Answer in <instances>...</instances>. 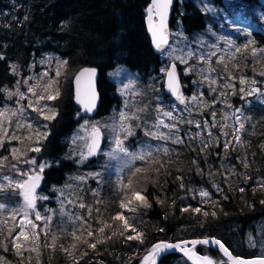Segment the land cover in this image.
Returning a JSON list of instances; mask_svg holds the SVG:
<instances>
[{"label": "trees", "instance_id": "16d2710c", "mask_svg": "<svg viewBox=\"0 0 264 264\" xmlns=\"http://www.w3.org/2000/svg\"><path fill=\"white\" fill-rule=\"evenodd\" d=\"M196 1L175 2L171 29L176 22L181 32L191 37L206 27L207 15ZM213 1L221 4V0ZM238 1L248 10L264 12V0ZM149 4L150 0H0V57H3L0 59V108L17 98L15 95L9 97L8 92L21 89L24 93L32 94L28 91L30 84L38 85L43 72H49L46 65L51 59L67 61L58 82L60 96L50 101L56 116L51 120L43 119V124L47 125H43V132L48 135L39 139L41 151L28 150L36 144L34 139V142H27L25 152L21 154V161L35 159L37 164L46 165L41 173L43 185L40 192L54 195L51 191L53 188L68 185L69 178L84 169L68 151V137L83 116L91 117L80 114L73 103L72 78L78 69L90 66L98 70L100 101L94 117L106 116L118 105L117 86L113 80L115 70L124 68L137 75L142 83L157 76L163 81L164 75L160 69L165 66L164 61L153 52L145 28ZM252 35L255 46L264 48L262 35L257 30ZM175 63L181 71V65ZM180 75L186 104L179 106L188 107L193 117L196 111L199 116L210 115L207 112L218 115L219 110H214L215 106H219L214 105L218 101L226 104L225 112L230 114L232 107L227 101L229 99L233 105L236 101L231 91L215 96L218 90H213L208 80H200V84L205 81L201 91L203 101L209 105L200 109V104L187 103L190 95L197 94L190 89V78L194 80L199 76ZM208 90L213 95H210V91L208 94ZM159 91L165 99L170 98L164 94L163 88ZM245 113L253 121L247 122L243 145L231 146L225 151L223 140L216 137L219 130H214L211 137H203L198 135L196 129L189 127L188 132L193 135L186 137L184 130L180 131L183 143L172 145L167 155L154 153L159 163L149 165L137 160L131 170L135 167L148 169L141 178L142 195L146 197L147 206L140 201L132 203L130 208H135V211H130L132 217L119 207L122 193L114 183L113 186L97 190L95 195L88 194L96 197L94 207L97 206V214L101 215L88 221L94 235H84L82 245L78 243L73 248L76 240L65 229H60L54 248L45 246L47 239H40L35 256L21 257L12 247L8 232L3 231L0 232V257L6 261L5 264H139L152 244L158 241L209 237L220 240L236 256H257V250L246 249L244 242L246 235L256 233L258 226L264 230V187H261L264 182V108L251 107L245 109ZM205 143L208 144L207 148L203 147ZM4 157L8 159L0 166V174L16 176L13 165L22 170H29L31 166L18 163L12 158V153L0 152V160ZM98 158L90 157L86 164L91 166ZM125 172L129 174L130 169ZM215 183L219 189L212 187ZM200 188L209 191V199L193 197ZM8 196L7 192L0 191V201ZM18 196L17 199L22 200V196ZM184 208L189 211H183ZM195 208H200L201 212L193 211ZM121 211L126 218H131L130 224L144 233L143 243L127 240L126 236L134 233L130 229L125 231L123 221L112 220ZM205 212L207 216L203 214ZM100 227L105 228L103 233L97 231ZM113 232L116 234L113 235ZM90 243H96L95 249L88 246ZM203 246L197 245L196 251L203 253ZM205 249L212 256L219 255L216 249L207 245ZM178 261L188 264L177 253L164 255L159 264Z\"/></svg>", "mask_w": 264, "mask_h": 264}, {"label": "rangeland", "instance_id": "374dc122", "mask_svg": "<svg viewBox=\"0 0 264 264\" xmlns=\"http://www.w3.org/2000/svg\"><path fill=\"white\" fill-rule=\"evenodd\" d=\"M182 1L184 0H176L177 3H181ZM196 2L207 15L206 27L202 31L188 37L181 32L179 24L175 22V27L172 29L170 27L168 46L159 54L160 59L164 61L165 65L162 67V70L160 69V73L164 75V70L168 63L174 61L181 65L182 69L180 74H182L183 77L197 74L199 76L198 78L194 80L190 78L189 81L191 84L190 89L193 93L195 91L197 92V94H194L197 97L203 94L201 89L205 84V81L200 84V80H208L207 82H209V80H214L215 83L212 84V89L216 88L215 90H218L215 96L217 94L222 96V93L225 94L231 91L230 93L233 94L236 100L234 105L229 99L227 101V104L232 107L229 111L230 114H226V104L223 101H218L219 104H216V102L214 103V105H219L218 107H214V110L216 108L219 110V114L215 115V117L212 116L213 112H207L210 114L208 116L204 114L199 116L197 111L193 117L188 107L179 106L172 101V99H165L162 97L159 90L162 88L160 83L163 81L160 80L159 76L142 83L137 75L124 68L115 70L113 80L117 86L118 105L112 108L110 112L103 117L88 118L83 116L76 129L68 137L69 154L77 160L78 164L83 165L82 167L84 169L71 176L68 185L60 188H53L51 191L54 195L52 196L44 192H37L39 196L47 197V199H37L36 211H39L42 216L52 217L48 229L46 230L49 234V238H46L45 230H43L44 221L35 220V213L30 211L29 219L33 220V222L38 225L35 231L38 233L39 238L37 240L29 239L28 241L21 238L18 243L23 245L20 250L23 256L27 258L35 256L38 252L37 247L41 243L40 239H47L48 243H51L50 236L56 235L58 237V231L60 229H65L69 233L77 231V236H79L80 239L76 240V246L78 243L82 245V239L83 236L87 234V230H83V234L81 235V231L78 230L80 228V221L76 220L75 217H84L88 222L92 220L94 216L101 215L100 213L97 214V206L94 207L96 204V197H90L88 194L91 193L94 195L97 190L113 186L114 183L117 185L116 188L119 189L120 181L123 180L127 183L129 178V174H125L127 169L121 171L122 161L112 158L109 155L116 147L115 139L117 137L123 140L124 146L129 152H139L145 145H151L153 149L156 147L161 149V151L155 153H163L162 149L164 147H167L170 151L171 146L174 145L171 141L158 140L145 135L146 132L157 131V129L153 127L157 116L161 115L156 111L157 108H162L165 111H172L173 114L181 120L178 127L180 131L184 130L183 134L186 137L193 135L188 132L189 127L196 129L197 133L203 137L209 136V132L213 134L214 130H216V132L219 130V134L216 137L221 138L224 144L225 141H228L229 147L244 144L243 133L246 129L247 122L251 123L253 121L251 117H247L245 109L247 110L251 107L264 108V74H262L264 73V48L255 46L256 42L252 35V32L257 30L264 38V12L256 9L248 10L247 6L243 5L238 0H221V4H217V2L213 0H197ZM229 40L232 41V47H229L227 43ZM236 47L240 48L239 52L236 51ZM253 51H255V55H253ZM189 52L192 53L191 56L188 55ZM181 57H183V61ZM202 57L203 59H201ZM47 59H49V57H47ZM221 60L222 62H219ZM57 62L56 59H51L49 65H46L49 72H43L47 73V76L43 75L39 80V86L35 89L37 93L41 92L44 83L50 79L56 80L57 84L55 86L58 87L60 76H56ZM62 69L63 66L60 68V73ZM210 74L213 75L211 76ZM229 76H231L232 79H229ZM205 77L208 79H205ZM163 78L164 76L162 80ZM241 78L246 81L243 85L239 82ZM253 80L256 81L255 84L251 83ZM225 84L233 85V87L226 88L224 87ZM30 86L32 85L30 84ZM220 88L221 91H219ZM241 88L245 89L244 93L240 92ZM252 88H256L258 91L248 95L247 93L250 92ZM211 90H208L207 93L209 94L210 91V95H213ZM19 92L23 93L27 98L20 99L19 96L15 95V97H17L16 99H12L11 103H6L0 108V111L5 108L11 111H17L23 108V111H17V115L12 116L10 123L6 125L8 128V136L5 137L3 146L0 147V152L5 154L6 152L7 154L11 153L13 147L20 149L21 154L25 152L24 150L29 140L24 138L29 135V132L23 127L17 130L15 127L17 123H32L34 129L39 127V130L43 132V118L28 107L29 100L35 101L36 97L32 94L29 95L28 93H24L21 89H19ZM194 95H190V97L187 98V103H191V105L198 104L199 106V104H201L199 99L197 101L191 100V97ZM41 104L50 107V101H41ZM121 112L129 115L134 114L139 117V119H128L124 121L125 127L131 125L133 131L132 135H127L126 132L120 130ZM161 118L165 119L166 123H173V121H168L166 118L162 117V115ZM188 120L193 121V123H187ZM85 121H87V124ZM205 121L208 122L207 127L204 126ZM196 122L201 124V128L198 129L196 127ZM241 123L244 125L242 129L240 128ZM213 124H215V127L212 126ZM93 125L101 130L103 143L97 154L99 158L90 166L86 164L90 158L87 144H89L90 141ZM160 131L164 133L168 132L165 128H161ZM180 131L177 133L179 136ZM13 133L21 137L23 143H21L20 140L9 139ZM224 133H227V135H224ZM234 134L239 137V142L234 138ZM34 139H36V137L33 134L31 141L34 142ZM82 153L84 154L83 157L81 155ZM118 155L122 156V154ZM38 165L40 164L36 163V166L31 165L29 170L35 167L38 172ZM29 170L24 169L23 171L27 172ZM1 171L2 170H0V172ZM96 173H100V175L96 176ZM2 175L3 176L0 177V185L8 184V181L4 179V177H11L13 180L17 181L26 178L19 175L14 176L10 173ZM143 175H145V173H137L135 177H132L134 181L132 187L140 189L143 187L141 181ZM90 181L92 183H90ZM86 183L89 185L84 186ZM216 184L217 183L213 184L212 187L214 189H219V185ZM200 190H205L209 193L206 188H200L193 197L205 200L210 198V193L208 198H202L199 195ZM0 191L3 193L7 192L9 195L7 199L0 201V203L5 204V208L0 210V232L4 233L3 231H7L8 237V230L13 227L15 228L8 239L17 253V250L13 246V239L20 231V227L17 225L19 221L23 219V216L18 212L15 221H13L11 219V212L13 209L23 207V198L22 200L17 199L19 197L18 189L12 190L8 188L7 190ZM124 191L130 196L129 188H126ZM122 198L123 194L121 196V199ZM69 201H72V203H69ZM134 202H136V200L132 201V203ZM80 203H84L87 207L83 209L80 208ZM132 203L128 205V208H130ZM89 207L93 209L91 216L88 214ZM122 211L126 215L132 217L128 209H122ZM122 211L120 213H122ZM257 228L256 233L253 234L249 232L246 235L244 244L247 246L246 249L257 250V256H264V230H262L260 226ZM26 229L31 231L30 226L26 225ZM91 229L93 230L92 225ZM1 237L4 239L3 236ZM4 244H7V242H4ZM31 247H36V250L28 251L27 249ZM203 247V253L197 252L196 247L195 251L200 255H206L213 259L214 264H221V262L226 264V259L223 258L220 253L219 255L212 256L206 251V245ZM5 263L6 261L0 257V264ZM174 264L186 263L178 261Z\"/></svg>", "mask_w": 264, "mask_h": 264}, {"label": "snow or ice", "instance_id": "6c2138e0", "mask_svg": "<svg viewBox=\"0 0 264 264\" xmlns=\"http://www.w3.org/2000/svg\"><path fill=\"white\" fill-rule=\"evenodd\" d=\"M173 0H151V3L146 8L147 13V26L148 30L151 33L153 43L155 47L158 50L163 51V46L167 44L168 42V32H167V19L169 15V10L172 5ZM229 47H232V41H227ZM236 51L239 52L240 48L236 47ZM189 56L192 55L191 52L188 53ZM214 55V53H213ZM253 55H255V51H253ZM0 59H3V57H0ZM203 59V57L201 58ZM181 60L183 61V57H181ZM219 62H222L219 61ZM67 64V61H58L57 62V71L56 76H60V68ZM13 71L15 72V66H12ZM167 75V86L169 91L176 97V99L181 103H185V97L180 92L179 82L177 80L176 76V67L175 64L171 66L170 69L164 70ZM264 74V73H262ZM45 76H47V73H44ZM96 75L95 69H83L75 78L76 81V101L79 103L85 112L91 113L93 109L96 106V100H97V93L95 89L94 84V77ZM31 79V78H29ZM205 79H208L205 77ZM229 79H232L231 76H229ZM240 84L243 85L246 83L245 79H240ZM27 83V81H25ZM214 80H209V84H214ZM252 84H255L256 81H251ZM57 84V81L54 79H50L46 81L41 89V92H36V87L39 85L30 86L28 88V91L32 93L34 97H36L35 101L29 100L28 107L32 109V111L37 112L40 117H42L44 120H51L54 119L56 116V112L53 108L49 107L48 105L41 104V101H52L57 99L60 96V90L55 85ZM224 87H233V85L225 84ZM214 90V89H213ZM258 90L256 88H252L250 92H248V95H251L252 93L257 92ZM240 92L244 93L245 89L241 88ZM9 97L16 95L19 96L20 99H26L27 97L19 92L17 89L16 92H8ZM223 95V93H222ZM201 101L200 106L202 108L208 107V103L206 101H203V94H201L200 97L192 96V101ZM18 112H22L23 108L18 109ZM17 111H11L10 109L5 108L4 110L0 111V147L4 144V139L6 136H8V128L7 124L10 123L11 117L17 115ZM156 111L162 115V117L166 118L168 121H173V123H166L165 119L161 118V115H158L153 127L157 129V131H150L146 132L145 135H148L154 139L158 140H164V141H171L173 144H181L183 143V140L180 138L177 133L180 131L178 124L181 122V120L173 114L172 111H165L162 108H157ZM216 113L213 112L212 116L215 117ZM128 119H139L138 116H135L134 114L129 115L124 112L120 113V130L127 133V135H132V127L131 125H128L125 127L124 121ZM87 124V121H85ZM187 123L192 124L193 121L188 120ZM204 126H208V122H204ZM215 127V124L212 125ZM16 129L19 130L20 128H26L29 132V135L25 137L24 139L31 140L32 135L34 134L36 137V144L33 146H30L28 150L32 152H40L41 148L39 147V139L40 137L47 138L48 133L47 132H41L39 130V127L33 128L32 123L27 124H16ZM44 127H47V125H44ZM196 127L199 129L201 128V124L199 122H196ZM244 125L241 123L240 128L242 129ZM161 128H165L168 130L167 133H164L160 131ZM239 131V130H237ZM199 135V133H198ZM209 137L212 136V133H208ZM224 135H227V133H224ZM234 138L239 142V137L235 136ZM9 139L12 140H20L21 143H23V139L15 133L9 137ZM99 140H100V130L96 126H92V132H91V143L87 144L88 147V155H94L96 154V150L99 146ZM115 149L109 153V155L112 158L119 159L122 161L121 164V171L124 169H130L129 178L127 180V183H125L123 180L120 181V191L123 194V198L120 201V208L121 209H128L129 211H135V208H128V205L132 203L133 200L142 202L145 206H147V200L144 195H142L143 189L132 187L134 181L132 177H135L137 173H147L148 169L141 168V167H135L134 170L132 169V165L135 161L140 160L151 164H157L159 163V160L154 158V153L161 151L159 147H156L153 149L151 145H145L139 152H129L128 149L124 146V142L122 139L117 137L115 139ZM204 148L208 147V144L205 143L203 145ZM229 142L225 141L224 149L225 151L228 150ZM163 153L165 155L168 154L169 149L167 147H164L162 149ZM12 158L19 162H24L33 166H36V160L35 159H25L21 161V150L18 148L13 147L11 149ZM122 154V156L118 155ZM82 157L84 154H81ZM7 157H4L3 160H0V166H3V163L5 160H7ZM195 163V161H193ZM45 164L38 165L39 171L37 172L35 167L29 171H23L22 169L17 168L15 165L12 167L15 169L17 175L21 177H26V179L21 180H13L11 177H4L8 181L7 185H0V190H7L8 188H11L12 190H19V194L23 198V207L19 209H13L11 212V219L15 221L17 213H21L23 216V219L19 221V224L17 226L20 227L19 233L15 236L13 239V246L17 250V255L23 256V253L20 251L23 245L21 243H18L21 238H23L25 241H28L29 239L37 240L38 233L35 231L38 228V225L33 222V220L29 219V212L35 213V220L37 221H44L43 230H45V236L46 238H49V234L46 231L48 229L49 223L51 222L52 217L51 216H42L39 211H36V201L37 199H47V197L39 196L36 192V189L39 187L40 181L42 179L41 173H43ZM162 166V165H161ZM245 167H248L247 164H245ZM158 171V169H157ZM233 174H235L233 172ZM96 176H99L100 173H96ZM247 178V177H246ZM82 179V178H81ZM178 179H181L178 177ZM183 186V185H181ZM261 187H264V182H262ZM130 189V196L128 193H125V189ZM243 191V189H241ZM95 195V193H94ZM199 195L202 198H208L209 193L205 190H200ZM69 203H72V201H69ZM264 203V201H262ZM80 208L87 207L84 203L79 204ZM5 208V204L0 203V210H3ZM183 211H189L188 208L182 209ZM93 209L88 208V214L91 216ZM97 211H99L97 209ZM193 211L199 213L201 212L200 208H195ZM205 216L208 215L207 212L203 213ZM213 216H215V213H212ZM76 220L80 221V228L78 230L81 231V235L83 234V230H87V236L92 237L94 235L93 230L91 229V225L88 224L87 220L84 217H75ZM129 218H126L123 213H117L115 216L112 217V220L116 221H123V228L125 231L131 230L134 235H128L126 236L127 240H139L141 243H143V236L144 233L139 231L135 226L129 223ZM26 225L30 226L31 231H28L26 229ZM109 226L110 225H106ZM15 230V228H10L9 236H11V233ZM105 230L104 227H100L97 231L100 233H103ZM116 233L113 232V235ZM70 235L73 237L74 240H79L80 237L77 236V231H73L70 233ZM110 238V237H109ZM58 237L56 235H51L50 240L51 243H46V247H55ZM86 242V241H85ZM191 245V247H187V245ZM216 245L219 247L220 251L222 252L223 256L226 257L227 264H264V256L256 258V259H244L241 257H235L232 255V253L229 251L227 247L218 239L215 238H205V239H195L191 241H181V242H165L161 241L158 242L150 247L147 254L142 258L141 264H158V258L166 253L169 250H179L182 251L186 256L189 257V259L193 260L194 264H214L213 259H211L208 256H200L197 255V253L194 251L195 247L197 245ZM89 247L95 249L96 243H90L88 244ZM63 248V246L61 245ZM73 248L76 247L75 244L72 245ZM5 250H7V247L5 246ZM28 251H35L36 247H31L27 249ZM65 251H68V249H64ZM86 253H83L82 255H85ZM221 264H224V262H221Z\"/></svg>", "mask_w": 264, "mask_h": 264}, {"label": "water", "instance_id": "95a60500", "mask_svg": "<svg viewBox=\"0 0 264 264\" xmlns=\"http://www.w3.org/2000/svg\"><path fill=\"white\" fill-rule=\"evenodd\" d=\"M175 2H176V1L173 0L172 5H171L170 10H169V15H168V19H167L168 42H167V44H165V45L163 46V50L166 49V47L168 46V43H169V39H170V21H171V16H172V13H173V10H174ZM150 3H151V0H150ZM145 28H146L147 35H148V37H149V39H150V43H151V47H152L153 52H154L155 54H158V55H159L162 51H161V50H158V49L155 47L154 43H153L151 33L149 32V30H148V26H147V15H146V18H145ZM173 64H175V67H176V76H177V80H178V82H179L180 92H181L182 95L186 98V96H185V91H184L185 89H184V86H183L182 81H181L180 69H179L178 65H177L175 62L172 61V62H170V63L167 65L166 69H170L171 66H172ZM83 69H95V72H96V75H95V77H94V84H95V89H96V93H97V100H96V106H95V108L93 109V111H92L91 113H87V112H85L84 109H83V107H82L79 103H77V101H76V81H75V78H76V76H77V75H78ZM98 75H99V74H98V70H97V68H95V67H90V66H84V67L78 69V70L76 71V73L74 74L73 78H72L73 103L77 106V108L79 109L80 114H82V115H83V114H87L88 116L94 117V116L96 115L97 111H98V106H99V101H100V95H99V92H98V89H97V79H98ZM162 88H163V92H164V94L167 95V96H169V97L172 99V101H174V102L177 103L178 105H185V104H186V99H185V103H184V104H181V103L176 99V97H175V96L169 91L168 86H167V75H166V72H164V78H163V82H162ZM90 143H91V136H90L89 144H90ZM102 143H103V135H102V132H101V130H100L99 146H98V149L96 150V154H94V155H90L91 158H95V157L97 156L98 151L100 150ZM42 185H43V177H42V179H41V181H40L39 187L36 189V192L40 191V189L42 188ZM211 238H214V237H209L208 239H211ZM198 239H205V238H198ZM215 239H216V238H215ZM191 240H195V239H185V240H181V241H191ZM181 241H165V242H173V243H175V242H181ZM158 242H161V241H158ZM158 242H156V243H158ZM156 243H154V244H156ZM154 244H152V245H154ZM189 245H190V244H189ZM208 246L211 247V248L216 249L217 251H219V253L222 255V257L226 259V257L223 256V254H222V252L220 251V249H219L218 246H214V245H211V244H209ZM225 247H226V246H225ZM229 251H230V250H229ZM230 252H231V251H230ZM168 253H177V254H179V255H180V256H181V257H182V258H183L188 264H194L193 260L189 259L188 256H186L182 251H179V250H169V251H167L166 253L162 254V255L158 258V264H159L161 258H162L164 255L168 254ZM231 253H232V252H231ZM146 254H147V253H146ZM146 254H145V255H146ZM145 255H144V256H145ZM232 255L235 256V257H241V256H236V255H234L233 253H232ZM144 256H143V257H144ZM143 257H142V258H143ZM259 257H262V256H255V257H241V258H244V259H256V258H259ZM141 260H142V259H141ZM139 264H141V261H140ZM226 264H227V262H226Z\"/></svg>", "mask_w": 264, "mask_h": 264}, {"label": "bare ground", "instance_id": "6f19581e", "mask_svg": "<svg viewBox=\"0 0 264 264\" xmlns=\"http://www.w3.org/2000/svg\"><path fill=\"white\" fill-rule=\"evenodd\" d=\"M214 246H216V245H214ZM187 247H191V245H187ZM194 251H195V249H194ZM196 252V251H195ZM197 253V252H196ZM197 255H200L199 253H197ZM200 256H206V255H200Z\"/></svg>", "mask_w": 264, "mask_h": 264}]
</instances>
